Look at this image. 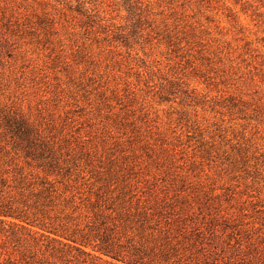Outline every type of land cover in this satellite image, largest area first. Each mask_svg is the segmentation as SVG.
Segmentation results:
<instances>
[{
    "label": "rangeland",
    "instance_id": "rangeland-1",
    "mask_svg": "<svg viewBox=\"0 0 264 264\" xmlns=\"http://www.w3.org/2000/svg\"><path fill=\"white\" fill-rule=\"evenodd\" d=\"M26 152L167 264H264V0H0V166Z\"/></svg>",
    "mask_w": 264,
    "mask_h": 264
},
{
    "label": "trees",
    "instance_id": "trees-1",
    "mask_svg": "<svg viewBox=\"0 0 264 264\" xmlns=\"http://www.w3.org/2000/svg\"><path fill=\"white\" fill-rule=\"evenodd\" d=\"M28 155L33 162L25 159L19 165L13 158L0 166V236L5 240L27 239L34 247L75 251L86 260L105 255L125 264H167L177 254L168 236L159 232L149 233L148 250L145 242L135 245L127 225L106 212L109 207L77 195L53 162L33 152L24 157Z\"/></svg>",
    "mask_w": 264,
    "mask_h": 264
}]
</instances>
